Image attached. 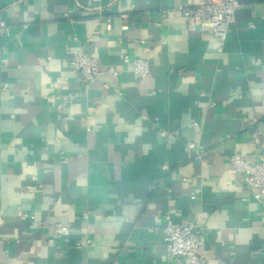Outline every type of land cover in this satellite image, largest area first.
Wrapping results in <instances>:
<instances>
[{"label":"crops","instance_id":"0c3cea01","mask_svg":"<svg viewBox=\"0 0 264 264\" xmlns=\"http://www.w3.org/2000/svg\"><path fill=\"white\" fill-rule=\"evenodd\" d=\"M196 2L0 0V264H166L165 216L203 223L204 264H264V209L229 165L261 149L264 0H240L221 47L178 11ZM80 47L119 75L57 111L44 96L56 78L80 92ZM56 224L68 240L49 244Z\"/></svg>","mask_w":264,"mask_h":264},{"label":"built area","instance_id":"2783aa9c","mask_svg":"<svg viewBox=\"0 0 264 264\" xmlns=\"http://www.w3.org/2000/svg\"><path fill=\"white\" fill-rule=\"evenodd\" d=\"M240 0H197L193 7L180 5L178 11L184 20L192 27H197L203 31L210 33L217 40L221 47L229 33L230 26L235 21V12L240 8ZM123 17V16H122ZM106 30L111 29V25L105 22ZM121 30H127L126 24H121ZM0 32L7 35L9 28L4 22H0ZM77 41L75 38L71 39ZM3 64L6 60L2 61ZM123 62L129 66L130 72L135 79H144L150 75V66L147 60L141 58L129 59L128 56L123 57ZM70 65L77 74L78 82L81 90L79 93L66 94L63 93V81L66 78H56L52 85L55 92L44 96V99L55 110L61 111L68 106L71 97L78 95L86 96L90 86L100 76L110 75L117 77L119 71L108 68L101 70L98 67L96 58L85 52L81 47L78 48L70 58ZM6 85L2 91H5ZM203 96V94H200ZM211 106L214 103H210ZM197 124H194L196 126ZM262 122L258 118H252L249 122L251 136L259 137L261 141V149L255 158H248L241 153H234L229 157L230 172L233 175H239L242 180L243 187L246 190H252V196L261 208L264 209V129ZM88 131L90 128L87 129ZM188 148L195 150V144L190 143ZM195 159L200 157L195 151ZM167 169L166 166L163 167ZM190 198L194 200L196 194L192 192ZM89 212L82 214L83 220H88ZM20 220L32 219L27 214H20ZM164 226L162 229V245L165 252L166 264H204L206 260L203 254L206 242L207 231L202 222L189 221L186 223H174L165 216ZM38 228H45L46 222L39 221L36 223ZM69 230L66 226L56 224L54 226L52 236L48 239L51 244L56 239L68 240ZM88 244L89 239L86 240ZM75 247L84 245L82 242H76Z\"/></svg>","mask_w":264,"mask_h":264}]
</instances>
